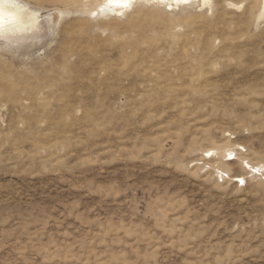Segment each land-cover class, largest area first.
Listing matches in <instances>:
<instances>
[{"label":"rangeland","instance_id":"obj_1","mask_svg":"<svg viewBox=\"0 0 264 264\" xmlns=\"http://www.w3.org/2000/svg\"><path fill=\"white\" fill-rule=\"evenodd\" d=\"M11 1L0 264H264L262 0Z\"/></svg>","mask_w":264,"mask_h":264},{"label":"bare ground","instance_id":"obj_2","mask_svg":"<svg viewBox=\"0 0 264 264\" xmlns=\"http://www.w3.org/2000/svg\"><path fill=\"white\" fill-rule=\"evenodd\" d=\"M100 2L99 8L100 11L105 13L111 20H117L118 17H122L125 14L132 13L134 11L133 5L142 4L141 0H121L119 4L111 3L110 0H98ZM165 0H145V4L152 5L153 7H158L159 3ZM169 2V5L173 6L180 2H189L192 0H166ZM203 3H207L209 0H201ZM125 3L127 6H125ZM262 11H264V0H262ZM37 28V17L35 13L25 10L22 6L11 0H0V36L9 33H31ZM237 150H243L240 147H237ZM211 152V151H208ZM206 152V153H208ZM229 154L233 157L232 159L226 158L229 157ZM235 150L224 151V160L226 162H234L237 160ZM210 157V156H209ZM241 167L249 172L259 174L260 166L250 165L247 161L242 160ZM256 169V171H253ZM223 174V173H222ZM221 174V175H222ZM228 177V176H227ZM244 181V177L234 176L231 178L232 182L240 187V180ZM245 185V181L242 186Z\"/></svg>","mask_w":264,"mask_h":264},{"label":"snow or ice","instance_id":"obj_3","mask_svg":"<svg viewBox=\"0 0 264 264\" xmlns=\"http://www.w3.org/2000/svg\"><path fill=\"white\" fill-rule=\"evenodd\" d=\"M110 2H111V3H117V4H119V3L121 2V0H110ZM125 6H127L126 3H125ZM206 155L211 156L212 153H211V152H208V153H206ZM232 158H233V157L231 156V154H229V159H232ZM253 171H256V169H253ZM239 182H240L241 184L244 183V181H243L242 179H241Z\"/></svg>","mask_w":264,"mask_h":264},{"label":"built area","instance_id":"obj_4","mask_svg":"<svg viewBox=\"0 0 264 264\" xmlns=\"http://www.w3.org/2000/svg\"><path fill=\"white\" fill-rule=\"evenodd\" d=\"M226 180H228V177H227V175H225V174H222V175H218V177H217V181H218V183H220V184H222L224 181H226ZM240 187H244V186H242V184H240Z\"/></svg>","mask_w":264,"mask_h":264}]
</instances>
